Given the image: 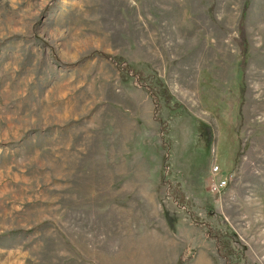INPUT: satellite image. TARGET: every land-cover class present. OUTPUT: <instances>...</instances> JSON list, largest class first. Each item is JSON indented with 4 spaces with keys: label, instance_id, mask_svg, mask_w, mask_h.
<instances>
[{
    "label": "rangeland",
    "instance_id": "rangeland-1",
    "mask_svg": "<svg viewBox=\"0 0 264 264\" xmlns=\"http://www.w3.org/2000/svg\"><path fill=\"white\" fill-rule=\"evenodd\" d=\"M0 264H264V0H0Z\"/></svg>",
    "mask_w": 264,
    "mask_h": 264
},
{
    "label": "built area",
    "instance_id": "built-area-1",
    "mask_svg": "<svg viewBox=\"0 0 264 264\" xmlns=\"http://www.w3.org/2000/svg\"><path fill=\"white\" fill-rule=\"evenodd\" d=\"M218 170H219V167L216 165L212 168V172L214 174L218 173ZM227 182V179H221L220 181H217V182H214V181H211L210 184H211V188L219 191L220 189H223V187L225 186Z\"/></svg>",
    "mask_w": 264,
    "mask_h": 264
}]
</instances>
